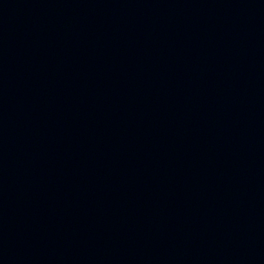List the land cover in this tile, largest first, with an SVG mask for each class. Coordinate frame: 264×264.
Instances as JSON below:
<instances>
[{"label": "water", "instance_id": "95a60500", "mask_svg": "<svg viewBox=\"0 0 264 264\" xmlns=\"http://www.w3.org/2000/svg\"><path fill=\"white\" fill-rule=\"evenodd\" d=\"M263 235L264 0H0V264Z\"/></svg>", "mask_w": 264, "mask_h": 264}]
</instances>
